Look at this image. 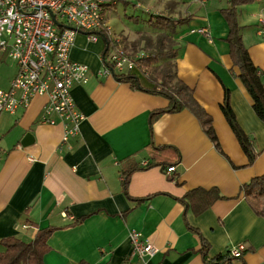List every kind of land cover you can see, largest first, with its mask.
I'll return each mask as SVG.
<instances>
[{
  "label": "crops",
  "instance_id": "obj_1",
  "mask_svg": "<svg viewBox=\"0 0 264 264\" xmlns=\"http://www.w3.org/2000/svg\"><path fill=\"white\" fill-rule=\"evenodd\" d=\"M166 2L163 14L188 17L175 36L177 77L211 117L223 153L187 109L160 115L150 130V112L165 108L167 99L113 76L95 75L102 51L82 47L76 35L69 56L90 70L88 81L71 90L85 116L79 133L62 142L61 124L38 121L46 96H33L25 108L0 115V134H9L0 145V239L13 235L29 241L37 227H55L43 264H142L132 254L131 229L158 250L146 257L147 264H206L238 243L245 246L241 257L224 264H264V217L255 214L240 191L243 183L264 174V114L253 93L231 72L223 40L228 27L219 12L228 2ZM237 17L243 43L264 82V0L239 5ZM199 27L208 30L210 40L191 31ZM6 56L0 52L2 89H9L17 70ZM136 74L140 84L150 85L142 73ZM231 118L253 140L257 154L252 163ZM27 132L33 142L22 146ZM149 143L178 150V162L167 165H175V171L171 177L165 174L167 166L133 171L125 194L123 160L147 161ZM213 187L223 197L198 215L178 200L193 188ZM202 239L208 244L206 255Z\"/></svg>",
  "mask_w": 264,
  "mask_h": 264
},
{
  "label": "built area",
  "instance_id": "obj_2",
  "mask_svg": "<svg viewBox=\"0 0 264 264\" xmlns=\"http://www.w3.org/2000/svg\"><path fill=\"white\" fill-rule=\"evenodd\" d=\"M109 1L0 0V52L17 65L9 89L0 88V115L25 108L33 96H46L38 121L61 124L62 142L79 133L85 116L78 110L71 90L88 81L90 70L69 56L77 34L85 35L91 42L104 35L109 38L107 55L101 57V67L95 75L138 73L136 59L142 55L128 57L120 50L119 37L110 32L105 18V4ZM191 31L211 39L205 27ZM174 171L175 165L167 166L165 174L171 177ZM128 237L132 254L142 264H147L146 257L157 253V248L143 239L139 231L131 229ZM244 250V243H238L227 253L239 258Z\"/></svg>",
  "mask_w": 264,
  "mask_h": 264
},
{
  "label": "trees",
  "instance_id": "obj_3",
  "mask_svg": "<svg viewBox=\"0 0 264 264\" xmlns=\"http://www.w3.org/2000/svg\"><path fill=\"white\" fill-rule=\"evenodd\" d=\"M114 1V0H113ZM255 0H227L228 5L219 10L225 20L228 30L223 39L228 46V54L232 62L231 72L240 78L244 85L253 93L264 114V82L260 69L251 61L248 51L242 40V26L237 17V7ZM111 0L105 4L106 9L111 5ZM188 21V17H171L163 13H150L145 20L147 25L156 30V42L151 52L142 54L136 59L137 68L146 75L149 86H143L139 82L136 73H114L113 77L119 81H125L132 88H137L167 99L165 108L152 110L149 116L150 130L153 122L162 114L179 112L183 109L190 111L199 121L204 133L212 141L214 147L223 153L217 136L211 124V117L197 103L193 97L192 89L177 77L175 59L178 55V46L175 42L177 29ZM104 48L101 54L104 59L108 52L109 38L104 35ZM226 109V103L224 104ZM231 127L237 139L245 150L248 162L252 163L257 152L253 151V140L245 134L237 123L231 118ZM147 161L140 164L132 157L123 160L121 173L123 176L121 186L126 194V186L129 175L136 170L147 169L153 166L165 168L169 164L178 162L179 152L171 145H154L149 143ZM243 198L258 216L264 217V174L255 176L243 183L240 187ZM223 197L217 188H193L187 191L178 200L191 211L198 215L202 213L212 202ZM137 200V199H136ZM79 219H73L77 223ZM27 224L35 225L29 220ZM37 227V226H36ZM190 227V226H189ZM191 228V227H190ZM55 227L49 226L36 228L33 238L25 241L17 236H6L0 239V264H43V256L50 250L48 238ZM195 232L197 229L191 228ZM198 233V232H197ZM208 244L202 239L201 252L206 255ZM233 258L225 254H219L211 258L206 264H224Z\"/></svg>",
  "mask_w": 264,
  "mask_h": 264
},
{
  "label": "rangeland",
  "instance_id": "obj_4",
  "mask_svg": "<svg viewBox=\"0 0 264 264\" xmlns=\"http://www.w3.org/2000/svg\"><path fill=\"white\" fill-rule=\"evenodd\" d=\"M111 2V5L106 9L105 18L110 32L119 37L120 50L128 57L133 58L151 52L154 49L157 32L152 30L145 20L150 13H164L167 2L165 3V0H111ZM77 36L76 41L82 47L91 48L95 46V48L98 47L103 51V38L97 42L86 44L85 35L77 34ZM5 61L13 62L7 56ZM143 75L146 77L145 74ZM8 137L9 134H0V145Z\"/></svg>",
  "mask_w": 264,
  "mask_h": 264
},
{
  "label": "water",
  "instance_id": "obj_5",
  "mask_svg": "<svg viewBox=\"0 0 264 264\" xmlns=\"http://www.w3.org/2000/svg\"><path fill=\"white\" fill-rule=\"evenodd\" d=\"M33 142V136L31 133L27 132L22 139L20 140V144L22 146H27Z\"/></svg>",
  "mask_w": 264,
  "mask_h": 264
}]
</instances>
